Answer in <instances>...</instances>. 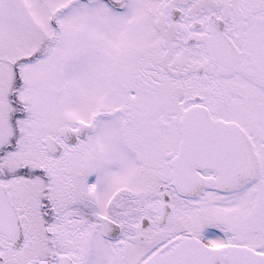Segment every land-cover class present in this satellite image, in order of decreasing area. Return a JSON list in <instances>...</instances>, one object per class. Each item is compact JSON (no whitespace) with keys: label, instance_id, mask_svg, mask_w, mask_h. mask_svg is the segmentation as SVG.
I'll use <instances>...</instances> for the list:
<instances>
[{"label":"snow or ice","instance_id":"1","mask_svg":"<svg viewBox=\"0 0 264 264\" xmlns=\"http://www.w3.org/2000/svg\"><path fill=\"white\" fill-rule=\"evenodd\" d=\"M0 264H264V0H0Z\"/></svg>","mask_w":264,"mask_h":264}]
</instances>
